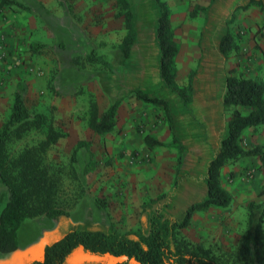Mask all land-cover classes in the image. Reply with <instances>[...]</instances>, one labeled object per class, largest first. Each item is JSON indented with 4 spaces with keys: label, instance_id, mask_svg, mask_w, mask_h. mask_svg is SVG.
Returning a JSON list of instances; mask_svg holds the SVG:
<instances>
[{
    "label": "rangeland",
    "instance_id": "rangeland-1",
    "mask_svg": "<svg viewBox=\"0 0 264 264\" xmlns=\"http://www.w3.org/2000/svg\"><path fill=\"white\" fill-rule=\"evenodd\" d=\"M43 1L33 5V0H0V132L18 92L33 115L45 116L41 125L33 118L13 129L7 144L9 160L36 150L40 166L58 184L55 205L68 215L27 218L18 230L19 249L0 251V264L41 260L48 244L76 228L146 230L149 215L157 208L182 218L190 205L206 196L207 166L226 132L231 112L223 103L228 70L264 82L260 4L162 0L170 9L178 46L177 82L186 87L194 75L189 110L205 126L201 131L213 148L209 156L200 155V160H207L201 165L191 149L173 142L165 111L132 94L136 89L132 72L139 64L135 55L128 59L120 50L129 34L122 2ZM227 30L235 40L228 58L219 49ZM92 51L102 59L90 57ZM114 103L113 129L98 132L92 127L95 106L100 120ZM211 112L215 122L208 126L206 116ZM51 133L58 139L42 145ZM145 134L163 144L149 146ZM243 145L264 151V125L247 129ZM222 183L232 194L231 204L197 211L179 237L202 246L222 264H246L250 258L240 250L250 204L264 200L260 157L246 156L229 164ZM8 200L9 190L0 180V213ZM118 259L79 249L68 264H114Z\"/></svg>",
    "mask_w": 264,
    "mask_h": 264
},
{
    "label": "trees",
    "instance_id": "trees-1",
    "mask_svg": "<svg viewBox=\"0 0 264 264\" xmlns=\"http://www.w3.org/2000/svg\"><path fill=\"white\" fill-rule=\"evenodd\" d=\"M118 1L127 8L124 15L129 28V34L124 38L120 50L125 58H130L137 37L133 5L130 0ZM215 1L211 0L210 4ZM253 1L260 4L264 10L263 0L251 2ZM157 4L160 16L156 38L160 47L161 78L168 87L179 94L188 107L193 99L194 75L191 76L186 87L178 84L175 71L178 46L174 39L171 12L162 0H157ZM209 7L210 5L203 9ZM234 41L232 32L227 30L219 42V49L227 58L230 50L233 49ZM90 55L92 58L102 59L95 51ZM103 62L107 64L106 61ZM225 83L223 103L231 112L219 150L207 166L204 178L206 196L202 200L190 205L182 218L161 208L152 210L146 230L122 233L115 228L109 230L76 228L48 244L43 259L29 264H68L69 258L79 249L96 256L120 258L114 264H222L202 246H193L188 240L180 238L179 232L191 224L197 211L211 207H227L231 204L232 194L222 183L223 170L229 164L242 157L257 155L261 159L264 171L263 149L259 146L246 149L243 145V135L247 129L264 125V82L244 74H237V70L233 68L228 70ZM132 94L137 99L165 111L173 142L184 149L185 146L176 133L168 101L151 96L139 88L134 89ZM96 108L95 106L92 127L98 132L113 129L112 119L116 115L117 103L105 111L100 120H97ZM33 118L37 125L45 122V116L40 113L33 115L25 104L23 94L16 93L11 115L0 132V180L9 190V200L0 213V251L2 252H16L19 249L18 230L27 218L44 214L49 218L59 219L63 215H68L67 211L55 205L58 184L48 174L47 169L40 166L36 150L28 149L10 163L7 144L11 132L16 127L29 123ZM57 139L58 135L51 133L42 145ZM144 140L149 146L163 144L150 134H145ZM181 161L182 157L179 158V162ZM12 168L16 169L18 174L14 175ZM262 195H264V187ZM263 224L264 200L258 204L251 203L247 235L240 250L244 258H250V262L246 264H264Z\"/></svg>",
    "mask_w": 264,
    "mask_h": 264
},
{
    "label": "crops",
    "instance_id": "crops-1",
    "mask_svg": "<svg viewBox=\"0 0 264 264\" xmlns=\"http://www.w3.org/2000/svg\"><path fill=\"white\" fill-rule=\"evenodd\" d=\"M36 1L44 2L43 0H33V5ZM130 1L134 7V24L137 34L130 57L132 59L135 55L139 64L138 68L132 72L136 88L142 89L151 96L168 101L177 135L181 138L184 146L194 152V159L199 162L202 161L200 163L202 165L207 160H200V155L203 157L209 156L211 150H213L212 144L207 142L205 134L201 131L205 126L203 127L197 123L196 118L189 110L191 105L187 107L179 94L168 87L161 78V55L156 38L160 16L157 0ZM206 120L207 122H204L208 126L215 122L212 112L208 113Z\"/></svg>",
    "mask_w": 264,
    "mask_h": 264
}]
</instances>
